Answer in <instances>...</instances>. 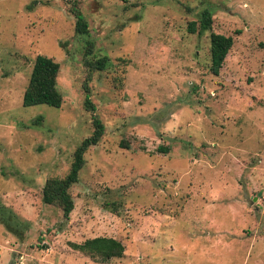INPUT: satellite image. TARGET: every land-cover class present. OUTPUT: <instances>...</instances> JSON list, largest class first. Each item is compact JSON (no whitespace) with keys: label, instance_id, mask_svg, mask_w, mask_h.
<instances>
[{"label":"rangeland","instance_id":"rangeland-1","mask_svg":"<svg viewBox=\"0 0 264 264\" xmlns=\"http://www.w3.org/2000/svg\"><path fill=\"white\" fill-rule=\"evenodd\" d=\"M211 31L233 39L218 75ZM38 53L60 64L59 107L22 104ZM85 56L108 60L88 77ZM93 114L65 218L42 187ZM96 236L123 254L72 247ZM0 264H264V0H0Z\"/></svg>","mask_w":264,"mask_h":264},{"label":"trees","instance_id":"trees-1","mask_svg":"<svg viewBox=\"0 0 264 264\" xmlns=\"http://www.w3.org/2000/svg\"><path fill=\"white\" fill-rule=\"evenodd\" d=\"M75 17V31L78 34L88 33V23L77 8L73 9ZM212 24V16L209 10H204L197 21H191L188 24L189 32L202 33L205 30H210ZM88 49L85 55H89L92 49V43H88ZM233 44V39L229 35L211 31L209 34V56L210 64L209 71L218 75L223 65L225 57ZM84 57L83 63L88 70V77L92 70H101L105 67L108 58L102 56L100 58ZM60 69V64L50 56L38 53L32 63L31 71L27 86L22 97L24 106L35 104H47L59 107L63 97L57 88V77ZM85 106L94 110V105L91 103L88 94V87L84 85ZM93 131L85 137L73 151V157L68 172L63 177H50L45 180L42 187V201L46 204L58 206L65 218H68L74 207L73 199L70 195L69 188L72 184L78 181V176L81 168L85 163L84 153L93 145H96L104 133V124L93 114L92 116ZM123 144V143H121ZM156 151L167 153L168 145H159ZM72 247L78 249L91 256H100L103 260L120 257L125 246L123 243L114 237L96 236L87 238L81 243L73 244Z\"/></svg>","mask_w":264,"mask_h":264}]
</instances>
